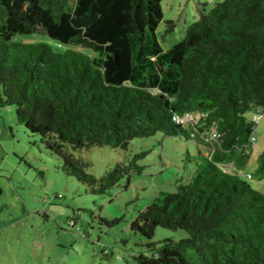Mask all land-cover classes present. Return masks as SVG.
Masks as SVG:
<instances>
[{"label": "trees", "instance_id": "trees-1", "mask_svg": "<svg viewBox=\"0 0 264 264\" xmlns=\"http://www.w3.org/2000/svg\"><path fill=\"white\" fill-rule=\"evenodd\" d=\"M162 1L0 0V107H14L63 173L96 195L141 175L144 154L98 178L83 151H126L156 133L206 146L187 153V183L136 215L131 231L149 243L133 261L264 264V194L241 176L258 126L248 115L264 113V0L216 3L167 51L156 35ZM38 33L52 42L17 39ZM188 113L196 124L174 121ZM257 163L250 176L264 182V151ZM159 227L187 237L155 244Z\"/></svg>", "mask_w": 264, "mask_h": 264}, {"label": "rangeland", "instance_id": "rangeland-1", "mask_svg": "<svg viewBox=\"0 0 264 264\" xmlns=\"http://www.w3.org/2000/svg\"><path fill=\"white\" fill-rule=\"evenodd\" d=\"M220 1H162L164 15L156 31L162 49L177 45L202 12ZM170 21L175 27L166 33ZM17 39L52 42L44 33ZM15 111L0 107V264H135L132 256L146 253L143 245L149 243L131 231L136 215L161 192L175 193L179 180L189 181L194 164L186 162L187 153L197 156L199 147L207 150L195 140L156 133L134 139L126 151L107 146L83 151L81 156L90 163L88 172L98 178L116 163L126 164L144 154L138 159L144 166L141 175L134 173L107 194L96 195L63 173L62 161L43 151L40 137L26 131ZM253 117L254 113L248 115ZM253 135L250 159L241 176L264 194V182L249 177L264 151V114ZM101 218L122 220L109 226ZM185 237L183 230L159 227L151 241L160 244L167 238Z\"/></svg>", "mask_w": 264, "mask_h": 264}, {"label": "built area", "instance_id": "built-area-1", "mask_svg": "<svg viewBox=\"0 0 264 264\" xmlns=\"http://www.w3.org/2000/svg\"><path fill=\"white\" fill-rule=\"evenodd\" d=\"M263 117V113L261 114H256L255 117H253V120L259 124L260 120L262 119ZM199 119V116L196 114H191V113H188L182 117L180 116H174V121L178 124H182V125H187V124H196L197 121ZM220 135L219 134H213L212 135V138L211 140H215L216 138H218ZM255 138H254V135L252 136V141L254 142ZM225 171L229 172L230 169L229 168H225ZM249 177L251 178V176L249 175ZM73 224V223H72Z\"/></svg>", "mask_w": 264, "mask_h": 264}, {"label": "clouds", "instance_id": "clouds-1", "mask_svg": "<svg viewBox=\"0 0 264 264\" xmlns=\"http://www.w3.org/2000/svg\"><path fill=\"white\" fill-rule=\"evenodd\" d=\"M264 114V113H263Z\"/></svg>", "mask_w": 264, "mask_h": 264}]
</instances>
